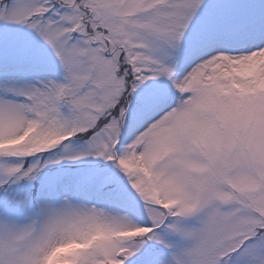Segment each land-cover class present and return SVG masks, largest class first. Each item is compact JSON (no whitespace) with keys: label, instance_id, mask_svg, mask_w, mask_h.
<instances>
[{"label":"snow or ice","instance_id":"obj_1","mask_svg":"<svg viewBox=\"0 0 264 264\" xmlns=\"http://www.w3.org/2000/svg\"><path fill=\"white\" fill-rule=\"evenodd\" d=\"M0 264H264V0H0Z\"/></svg>","mask_w":264,"mask_h":264}]
</instances>
